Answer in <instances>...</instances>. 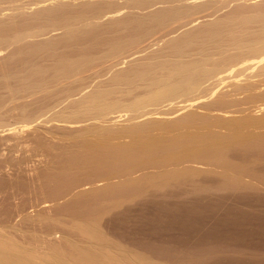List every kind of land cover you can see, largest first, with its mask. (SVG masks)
<instances>
[{"label":"rangeland","instance_id":"obj_1","mask_svg":"<svg viewBox=\"0 0 264 264\" xmlns=\"http://www.w3.org/2000/svg\"><path fill=\"white\" fill-rule=\"evenodd\" d=\"M37 1H42V6L56 2L0 0V15L5 14L7 20L6 16L13 14L12 20L18 22L15 25L12 22L8 29L19 24L17 29L9 31L5 26L6 32L0 31L5 33H0L5 35L0 36V55H8L5 67L1 69L4 62L0 63V71L5 68V82L1 78L4 72L0 73V124L5 126L4 134L0 135V236L37 253L39 259L56 247L71 250L75 257L81 252L78 248L95 245L101 256L107 258L120 253L122 261L131 260V264H264V168L259 176H245L237 190L226 186L217 173L195 175L159 190H151L143 182L135 189L105 188L108 182L119 184L127 176L112 171L108 174L113 176L111 179L87 175L85 166L72 163L75 154L82 149L78 129L95 120L80 123L60 120L77 121L81 111L91 110L86 108H90L96 88L108 85L106 90L111 89V96L107 102L117 104L118 109L135 100L138 92L146 90V86L139 87L143 83L139 77L123 84L113 82L114 73L125 68L127 60L131 62L133 58L125 57L121 48V51L115 50L114 42L139 40L144 46L150 47L152 43L161 46L163 40L184 34L201 22L236 12L234 10L243 6L261 4L264 0H57L56 7L45 9V15L39 13L43 18L32 12L40 5ZM261 5L263 7V3ZM26 10L37 17L27 15ZM110 18L112 20H108ZM115 18L118 20L114 21ZM48 29H54L50 36L57 34L59 38L48 42L46 47L45 41L49 38L39 45ZM33 34L36 40L40 38L35 40L39 44L34 42ZM187 34L195 35L196 32L184 35ZM49 55L56 57L54 60L51 56L50 62L61 57L58 62L66 60L64 65L75 64L79 59L78 67L80 61L83 62L80 58L88 61L75 70H70L74 67L70 64L68 73L64 69L62 72L67 66L57 65V61L54 62L56 68L53 62L51 68L47 61ZM46 61L50 67L44 65ZM35 64H41L34 73L37 76L32 74ZM250 71L227 78L218 86L219 91L230 94L235 93V83L244 87L239 94L230 96L222 107L231 112L215 110L212 113H226L223 116L242 114L233 113L234 110H246L244 113L256 116L264 113V75L256 76ZM28 72L36 79L29 75L33 80H28ZM24 77L28 81H22ZM111 77L114 87L109 86ZM248 80L254 84L245 87ZM146 81L149 82L147 78L144 83ZM147 82L145 85L150 84ZM88 93L89 97L81 99ZM178 100L182 99H177L178 103L170 101L171 105L169 101L161 103L164 113H157L154 108L157 104L152 106L151 103L145 109H154L156 113L150 112L143 117L168 121L188 111L208 112L199 106L203 101L184 103ZM141 106L142 103L135 105ZM118 115H111L115 116L113 121L117 119L116 124L118 118L119 121L126 118ZM126 121L121 120L119 125L128 123ZM24 124L31 126L18 132L11 130ZM253 129L263 132L264 125ZM257 157L264 164V151ZM154 170L156 168L151 169ZM101 172L106 174L109 170ZM140 176L142 172L135 173L132 178ZM93 180L97 182L92 184ZM93 188L102 192L96 194ZM189 208H193L192 214ZM186 218L192 219V227Z\"/></svg>","mask_w":264,"mask_h":264},{"label":"bare ground","instance_id":"obj_2","mask_svg":"<svg viewBox=\"0 0 264 264\" xmlns=\"http://www.w3.org/2000/svg\"><path fill=\"white\" fill-rule=\"evenodd\" d=\"M58 1L56 0L54 4H57ZM38 2H40L38 9L37 7L36 9L33 8L34 10H32V12L35 11V14L38 13V16H42V18L44 17L42 12H44L46 8L50 9L53 6L56 7L52 1V4H50L51 6L49 4L42 6V1H37L36 4ZM44 3H46V1H44ZM67 3L69 2L67 1ZM259 3L243 6L244 8H239L240 10H234L236 12H227L224 15L217 16V18L213 20L210 19L201 22V24L196 25L195 28L186 31V33L192 31L196 32L195 35H184L186 33H182L183 35L180 34L177 37H171L169 40L167 39V41L163 40L164 44L161 46L157 45L156 42V44L152 43L151 45L154 44L158 46L155 47L153 45L155 49H153L151 45H149L150 47H148V45H142V41L140 42L139 40L130 41L123 39L120 41L117 39L119 42H117L118 44L114 42V47L117 46L115 50L119 51L121 48L122 51H120L126 54L125 57H129L130 59L132 56L133 58L130 60L131 62L127 60L130 65L126 62L128 66L125 65V68L123 66V68H120L121 70L119 69L118 72H115L114 74L116 77L114 74V77L112 76L114 81L111 77L109 79L110 84H107H109L110 87H114L113 82L115 81L123 84V82L126 81L137 80L139 77V79L143 81L139 87L141 86L140 88H142V86H146L144 87L146 90L138 92L135 100L127 102L126 105L118 109L117 104L107 102L109 96H111L110 87V90H106L108 89V85H105L106 88H96V93L92 92L94 97L90 102V108H86L91 110L81 111L78 114L80 119L77 121L60 119L61 121L77 123L95 120L78 129L77 135L78 138H80V145L83 150L80 148L81 152L75 154L72 163L77 166H85L87 175H99L106 179H111L113 176H108V174L112 171L127 176V179L119 184L108 182L105 188L117 187L135 189L143 182L147 184L149 189L159 190L173 182L186 181L195 175H210L217 173L225 181L226 186L237 190L240 181L243 180L245 176H259L263 174L262 168H264V164L260 162L257 155L264 151V131L259 133V131L256 129L255 131L253 128L259 124L264 125V113L257 116L244 113L246 110L232 111L233 113H242L240 116H223L226 113L223 115L212 113L215 110L231 112L222 107L225 106L230 96L232 97L239 94L240 90L244 87L243 84L235 83L234 87L235 85L236 87L233 90L235 93H222L221 90L219 91L218 86L227 78L237 76L240 72L247 71L248 69L252 70L249 72L250 74L253 72V75L255 73L256 76L264 75V1L261 2V4L263 3V7ZM63 4H66L65 1ZM42 9L43 11H41ZM27 12V15L30 14L29 11ZM32 12L30 15L32 17H37V15ZM40 12L42 13L41 15H39ZM26 13L24 11L23 14L26 15ZM4 15L5 14L0 15L2 16V18H0V31H5V26L12 25V22L14 25L18 23L12 20L13 14H9L10 17L12 16L11 19H9L10 17L7 15V20L4 18ZM14 19L17 20L15 17ZM108 20L112 19L110 18ZM117 20L118 19L115 18L114 21ZM14 25L12 29L15 27L17 29L19 24H17V26ZM8 28L9 26L6 30L10 31L11 26L10 29ZM54 29H50V31L48 29L44 34L39 32V35L41 33L40 36H42V34L45 36H43L45 39L41 38V40H43L40 41V44L36 42L38 39L40 40V38L37 37L36 40V35L33 34L34 42L42 45L41 42L49 38L48 41H45V47L48 46V42H54V40H57L60 36H57V34H53L56 38H53L55 37L53 35L50 36V32ZM0 33L3 35L4 32ZM50 38L53 40H50ZM160 43L161 41H158V44ZM151 48L153 50H150ZM143 52H145V54L142 55L141 53ZM138 53L142 56L140 54V56H136ZM1 55L0 63L4 62L1 65L2 69L3 65L5 67V57L7 58L8 55L6 54L4 57ZM51 56L55 60L56 57L54 55ZM51 56L49 59L47 58L48 62L51 61ZM62 56L65 57V55ZM134 56L136 57L134 58ZM64 57H62V60L66 59ZM24 58L22 59L24 60ZM59 59L61 60V57L56 59L57 63L54 60L52 62L63 66L66 60L65 62L63 61L64 63H61L58 62ZM80 60H83V62L88 61V59L83 58H80ZM47 61L44 65L47 66L51 63V68H53V63L50 62L48 64ZM78 62H75V64L70 62V64L74 66L71 67V69L70 64H68L69 66L67 64L64 65L65 67L67 66V69L62 67L59 68V66L57 69L59 68L61 70L62 68V72L68 70L69 73L70 70L78 69L81 65L84 66V63L80 61L77 67L76 63ZM122 62V64L125 63V61ZM7 63L8 62H6V64ZM56 64L54 68H56ZM38 65L41 64H35L33 67L31 66L34 71H32L33 69L31 67L30 70L28 69L33 72L31 73L34 76H37L35 74L37 73L36 69ZM4 69L5 68H3V70ZM3 70H1L0 73ZM3 72L1 78H4L3 81L5 82V71ZM32 74L28 72V77L26 78L30 80L31 77H34ZM253 75H250V77L252 78ZM146 78L149 80L151 88L149 85H145L147 82L144 83ZM25 79L22 81H28ZM33 79L35 80L36 77ZM149 82H147V84ZM249 84L251 85L254 83L248 80L245 87H249ZM148 90L150 91L148 92ZM90 95L89 93L85 94L81 99H85ZM26 97L28 96H25V98ZM100 99L101 101H98ZM177 99H182L184 103L185 101L186 103L187 101L191 103L203 101L204 103L208 100L209 102L204 103L206 105H204L205 107H203V103L199 105L207 109L208 112L199 113L188 111L168 121L157 120L154 117V119L149 117L146 119V117H143L147 114L149 115L150 112H155L154 109H152V111L146 110L145 107L147 108V105L150 106L151 103L157 104V107H154L156 112L162 111L164 113V111L161 110L163 107H161V103L169 101V103H167L171 105L172 102L170 101L176 100L175 103H178ZM182 100L178 101L182 102ZM103 101L106 102L105 105L101 104ZM139 102L142 103L143 106L135 107V105L140 104ZM144 102L146 104H144ZM189 103L187 106L190 105ZM154 104L152 106H155ZM127 112H131V115H128ZM114 114H120L118 117L121 118L125 116L126 118L121 120H127L128 123H120L119 125L121 120L119 121L117 117L119 122L117 121L116 124V118L114 121L112 120L115 116H111ZM30 126V124H24L14 127L11 130L18 132L20 130L29 129ZM4 132L5 126L0 124V135L4 134ZM123 138L129 139L122 140ZM248 157L250 159H248ZM193 164L209 166L210 168H199ZM154 168H156V170L151 171V169ZM101 170H109V172L103 174ZM138 172H142V176H140L139 179L132 178L133 175ZM96 182L97 180H93L92 184ZM97 189L98 188H93L96 194L102 192L96 191ZM189 209L190 211H187L192 214L193 208ZM195 215L196 213L194 216ZM187 220L186 218V221ZM190 220L192 219L190 218L188 220V224L190 222L191 224L189 226L192 227V221ZM3 237L4 236H0V264H127L131 261L126 262V259L129 258L125 259L123 256V259L126 260L123 262L122 257L119 256H122L120 253H118V255L112 254V256H107V258H105L98 254L96 249L97 246L95 245L78 248L81 252H78V254L76 253L75 257L73 254L74 252L71 250H61L56 247L48 252L47 255H44L43 259H41L42 257L39 259V257L36 256L37 253L33 254V251H30V249L24 248L14 241ZM131 257L132 256H130V258Z\"/></svg>","mask_w":264,"mask_h":264}]
</instances>
